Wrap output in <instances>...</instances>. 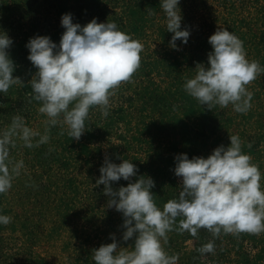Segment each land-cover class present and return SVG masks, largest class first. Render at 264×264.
Returning a JSON list of instances; mask_svg holds the SVG:
<instances>
[{"label": "rangeland", "instance_id": "rangeland-1", "mask_svg": "<svg viewBox=\"0 0 264 264\" xmlns=\"http://www.w3.org/2000/svg\"><path fill=\"white\" fill-rule=\"evenodd\" d=\"M179 7L181 30L187 28L190 37L187 44L177 40L174 49L160 0H0V30L13 40L8 51L16 68L13 75L21 80L0 93V130L16 115L41 134L48 126V117L38 110L40 102L28 96L37 69L28 60L26 44L36 33L59 45L63 14L71 13L73 23L81 26L93 18L114 21L143 44L140 67L115 88L109 114L103 116L99 106L91 108L79 140L68 135L62 122L50 128V139L39 146V137L31 148L13 137L11 159L22 160L24 167L12 187L0 194V214L11 217L0 224V264H95L93 249L112 243L113 234L119 247L134 245V238L123 241V215L107 206L105 186L96 184L106 158L117 164L127 159L139 170L131 181L113 182L114 190L140 176L151 177L155 202L162 209L182 190V178L174 174L175 157L186 153L190 159L207 158L236 135L242 151L259 165L264 187V72L246 86L253 93L246 113L231 104L209 109L183 87L195 76L197 63L207 65L209 37L219 28L235 33L247 58L264 67V0H180ZM181 219L176 218L166 242L162 240L165 252L178 256L176 264H264V231L222 230L216 236L200 228L193 236L178 230ZM210 241L213 251L201 253Z\"/></svg>", "mask_w": 264, "mask_h": 264}, {"label": "clouds", "instance_id": "clouds-1", "mask_svg": "<svg viewBox=\"0 0 264 264\" xmlns=\"http://www.w3.org/2000/svg\"><path fill=\"white\" fill-rule=\"evenodd\" d=\"M179 4L180 0H160L167 31L173 33L170 46L174 49H178L177 40L187 44L190 37L187 28L181 30ZM61 25L65 31L59 45L49 36L40 35L26 44L28 60L37 69L28 96L40 102L38 110L48 117V126L41 134L28 127L22 115H16L6 130H0V194L12 187L24 167L22 160L11 159L13 137L18 136L28 148L39 137L35 140L39 146L50 139V128L62 122L67 125L68 135L79 140L86 131L90 109L99 106L102 115L107 116L115 88L130 80L140 67L143 44L120 30L116 22L93 18L81 26L73 23V15L67 13L62 15ZM208 42L212 46L208 63H197L195 76L183 85L185 91L209 109L231 104L235 111L246 113L253 96L246 86L264 72V67L247 58L243 41L227 28H219ZM12 44L9 35L0 30V93L21 83L13 75L16 68L8 51ZM229 138V146L221 144L207 158L190 159L186 153L175 157L174 174L182 178V190L178 199L168 200L162 209L155 202L151 177L140 176L114 190L113 182L131 181L139 170L127 159L117 164L106 158L96 184L105 186L107 206L123 215V241L134 238V245L119 247L113 234L112 243L93 249L95 264H176L178 256L168 255L162 240L166 242V233L172 230L177 217H182L178 230H187L193 236L200 228L216 236L222 230L264 231V187L259 165L242 151L238 136ZM10 220V216L0 214V224ZM213 249L210 241L199 251L209 253Z\"/></svg>", "mask_w": 264, "mask_h": 264}, {"label": "trees", "instance_id": "trees-1", "mask_svg": "<svg viewBox=\"0 0 264 264\" xmlns=\"http://www.w3.org/2000/svg\"><path fill=\"white\" fill-rule=\"evenodd\" d=\"M15 8H13V9H9L8 11L10 12L11 10H14ZM37 19V18H36ZM36 19H34V21L36 20ZM4 21L6 20V19H3ZM21 20H24V18L23 17H21ZM37 23H39V20H37ZM37 26V25H36ZM35 35H36V33H34ZM35 35H34V37H35Z\"/></svg>", "mask_w": 264, "mask_h": 264}]
</instances>
